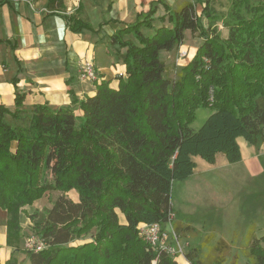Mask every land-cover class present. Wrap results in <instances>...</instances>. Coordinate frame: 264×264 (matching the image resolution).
Returning <instances> with one entry per match:
<instances>
[{
    "label": "trees",
    "instance_id": "obj_1",
    "mask_svg": "<svg viewBox=\"0 0 264 264\" xmlns=\"http://www.w3.org/2000/svg\"><path fill=\"white\" fill-rule=\"evenodd\" d=\"M211 2L185 0L174 10L153 2L109 36L117 52L125 50L124 73L95 82L83 99L71 92L69 105L44 102L25 110L24 93L12 80L14 108L0 103V209L7 213L5 243L12 252L21 236L19 213L46 191L61 192L41 219L37 211L25 212L32 234L44 242L41 250L26 251L25 264H178L149 245L139 225L168 223L172 184L193 174V157L212 164L221 153L233 164L242 158L238 137L255 148L264 143V0H231L219 18ZM158 3L165 10L160 16ZM219 19L225 38L209 25ZM186 30L201 42L170 79L160 53L177 50ZM201 107L212 111L193 129ZM46 169L50 182H44ZM71 189L77 200L65 194ZM174 229L189 230L178 222ZM84 236L89 240L72 245ZM260 240L251 239L249 264H264ZM185 258L204 264L196 249Z\"/></svg>",
    "mask_w": 264,
    "mask_h": 264
},
{
    "label": "crops",
    "instance_id": "obj_2",
    "mask_svg": "<svg viewBox=\"0 0 264 264\" xmlns=\"http://www.w3.org/2000/svg\"><path fill=\"white\" fill-rule=\"evenodd\" d=\"M155 1L79 0L76 6L73 0H0V103L14 108V78L17 89L24 93L25 110L44 102L51 106L69 105L71 92L78 100L93 94L95 85L78 83L80 65L92 60L99 80L123 74L125 50L117 52L109 36L116 29L133 23L138 14L146 12ZM183 1L163 0L171 10ZM164 13L158 3L156 16ZM81 24L86 26L79 29ZM160 24L158 20L153 22L154 27ZM142 31L147 33L148 29L142 28ZM114 83L116 81L111 82ZM240 138H237L239 146ZM245 147L250 150L247 155H251V146ZM197 158L193 157L195 169ZM3 222L0 226L1 262L16 258L5 243L6 219ZM26 259L25 255L23 261Z\"/></svg>",
    "mask_w": 264,
    "mask_h": 264
},
{
    "label": "rangeland",
    "instance_id": "obj_3",
    "mask_svg": "<svg viewBox=\"0 0 264 264\" xmlns=\"http://www.w3.org/2000/svg\"><path fill=\"white\" fill-rule=\"evenodd\" d=\"M230 4L231 0H212V11L219 18L228 11ZM201 20L204 26H207L206 19L201 17ZM209 25L217 29L221 38L227 36V30L221 19ZM150 32L151 30L147 31ZM200 42L201 38L197 33L186 30L183 43L177 50L161 51L160 57L165 63L167 77L170 79L177 77L176 73L191 58L192 52ZM122 65L124 66L123 62ZM77 80L82 86L95 85V82L82 81L78 76ZM73 110L77 116L80 114L78 106ZM211 111V108L197 109L195 118L189 126L198 129ZM240 140L241 161L230 164L222 154H218L214 164L197 158L198 167L193 174L185 180L173 182L170 197L172 218L163 228L168 237L165 247L177 249L178 254L170 256L178 264L187 263L186 253L191 249H196L204 264H211L217 260H224L223 264H249L251 239L264 237V143L255 148L243 138ZM245 146H251L250 149L253 151L251 155H247L250 150ZM51 179V173L46 169L44 182H50ZM60 194L58 190H48L32 205L25 206L24 211L26 213L37 211L39 220L44 210L49 208L52 201ZM65 194L77 200L75 189ZM25 212H20L18 216L22 230L15 244L18 250L14 253L16 257L14 260L21 264L28 263V258L23 261L28 250L27 243L31 236L36 237L32 234V222ZM117 213L119 220L123 221V214L118 210ZM5 219L7 213L0 209V226ZM177 222L185 225L189 230L185 234H178L174 229V224ZM88 240L84 236L83 239L73 241L72 245L85 243ZM259 243L264 248V240H260ZM63 253L64 251L59 256H63ZM52 264L64 263L55 259ZM151 264H156L155 260Z\"/></svg>",
    "mask_w": 264,
    "mask_h": 264
},
{
    "label": "built area",
    "instance_id": "obj_4",
    "mask_svg": "<svg viewBox=\"0 0 264 264\" xmlns=\"http://www.w3.org/2000/svg\"><path fill=\"white\" fill-rule=\"evenodd\" d=\"M73 1L77 6L79 0H73ZM77 76L82 81H91V82L99 81V75L95 70L93 62L91 60L85 61L82 65H80ZM166 224H161L159 222L150 223V224H141L138 227L139 234L149 245L156 247L169 255L178 254L176 253L177 249L172 248L170 246L169 247L167 246L168 248L165 247L166 240L168 237L166 236V233L164 231L165 229L163 227ZM175 239L177 240V237H175ZM27 247L28 250L38 251L44 247V242L42 241V239L38 237L31 236L30 241L27 243ZM179 252L181 253V249Z\"/></svg>",
    "mask_w": 264,
    "mask_h": 264
}]
</instances>
